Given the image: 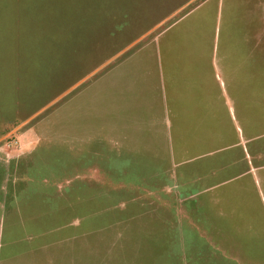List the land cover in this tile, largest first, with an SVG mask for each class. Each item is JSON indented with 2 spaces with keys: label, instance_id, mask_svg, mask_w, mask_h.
<instances>
[{
  "label": "rangeland",
  "instance_id": "rangeland-1",
  "mask_svg": "<svg viewBox=\"0 0 264 264\" xmlns=\"http://www.w3.org/2000/svg\"><path fill=\"white\" fill-rule=\"evenodd\" d=\"M221 25L229 90L169 86ZM0 82L41 107L0 139V264H264V0H0Z\"/></svg>",
  "mask_w": 264,
  "mask_h": 264
},
{
  "label": "trees",
  "instance_id": "trees-1",
  "mask_svg": "<svg viewBox=\"0 0 264 264\" xmlns=\"http://www.w3.org/2000/svg\"><path fill=\"white\" fill-rule=\"evenodd\" d=\"M188 12L189 11H187V13ZM187 13H185L181 18L172 22L170 24L172 26L166 30V33H168L169 30L179 27V24H182L184 19L188 17L186 16ZM222 25L225 26V22ZM222 25L220 28L218 44L216 45L215 29L213 30V41L211 42L207 53H203L202 57H195V54L191 55L193 50L192 48L185 51L184 48L186 45L183 47V59L180 62H174V66H169V60L165 58V56L163 57V78L164 81L169 84V86L171 82H208L211 78L212 82L219 83V86L220 82H224L227 87L226 89L229 90L228 82H230V80L227 76L229 62L226 61L225 29ZM163 53L165 54V52ZM221 97L223 98L224 105H226L224 94ZM229 98L231 99V95ZM171 108L172 106L170 105V109Z\"/></svg>",
  "mask_w": 264,
  "mask_h": 264
},
{
  "label": "crops",
  "instance_id": "crops-1",
  "mask_svg": "<svg viewBox=\"0 0 264 264\" xmlns=\"http://www.w3.org/2000/svg\"><path fill=\"white\" fill-rule=\"evenodd\" d=\"M22 87H26L25 82H0V139L5 138L9 134L15 131L21 124L26 122L28 119H30L33 115H35L37 112L40 111L41 107L38 105H32L31 108L32 112L30 115H26L24 117H21L19 114L22 113V110L28 109L27 104L31 106V104L34 102L33 98L30 95H27L26 97H22ZM11 94H12V101H11ZM10 96V100L7 99V97ZM11 104L10 106L8 104ZM20 118V121L12 127V124H14V120ZM188 159H182L178 163L181 164L183 162H187ZM224 180L223 182H225ZM206 190V189H204ZM200 193V191H196L193 194H190L191 196L196 195ZM208 252L212 253L213 256L210 254L211 261L208 262V264H222V258L220 249H218V245L215 244L214 241L210 242V244L207 246ZM214 255H217L214 257ZM225 258H223L224 263L229 262L230 264H237L236 259L234 257H231L230 255H224Z\"/></svg>",
  "mask_w": 264,
  "mask_h": 264
}]
</instances>
